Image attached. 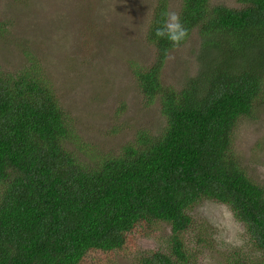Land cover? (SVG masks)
Masks as SVG:
<instances>
[{
  "label": "trees",
  "instance_id": "trees-1",
  "mask_svg": "<svg viewBox=\"0 0 264 264\" xmlns=\"http://www.w3.org/2000/svg\"><path fill=\"white\" fill-rule=\"evenodd\" d=\"M171 2H153L144 34L153 61L129 67L162 126L136 131L118 150L78 138L35 53L23 54L29 64L15 72L0 68V264L126 254L134 236L162 224L164 245L134 248L137 264H194L187 237L191 211L203 201L226 207L256 250L255 259L233 252L225 264H264V180L254 181L232 147L237 123L264 104V0L233 8L179 0L188 30L181 45L195 31L200 47L197 71L179 89L161 79L176 47L154 35Z\"/></svg>",
  "mask_w": 264,
  "mask_h": 264
},
{
  "label": "rangeland",
  "instance_id": "rangeland-1",
  "mask_svg": "<svg viewBox=\"0 0 264 264\" xmlns=\"http://www.w3.org/2000/svg\"><path fill=\"white\" fill-rule=\"evenodd\" d=\"M154 0H0V68L12 73L29 64L35 53L56 99L76 125L79 139L101 152L118 150L138 130L162 126L158 105L146 106L131 63L148 66L154 51L144 34ZM179 0L170 11L177 12ZM236 7L237 0H211ZM199 42L194 31L168 53L162 83L179 89L197 71ZM237 123L233 150L240 165L264 180V104ZM195 222L187 237L194 264H225L233 252L256 258L242 226L223 205L203 201L191 211ZM169 230L164 224L153 235L138 233L131 247L158 250ZM199 235L201 243L193 236ZM126 254L90 253L80 264H137L135 249ZM127 255L129 257H127Z\"/></svg>",
  "mask_w": 264,
  "mask_h": 264
},
{
  "label": "clouds",
  "instance_id": "clouds-1",
  "mask_svg": "<svg viewBox=\"0 0 264 264\" xmlns=\"http://www.w3.org/2000/svg\"><path fill=\"white\" fill-rule=\"evenodd\" d=\"M163 24L155 30V37L166 39L173 47H179L188 38V30L184 27L178 13L166 12Z\"/></svg>",
  "mask_w": 264,
  "mask_h": 264
}]
</instances>
